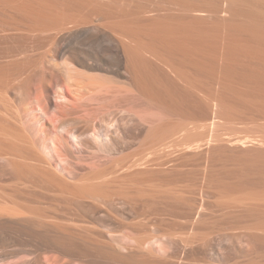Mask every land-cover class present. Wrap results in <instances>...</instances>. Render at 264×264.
<instances>
[{
  "label": "bare ground",
  "instance_id": "obj_1",
  "mask_svg": "<svg viewBox=\"0 0 264 264\" xmlns=\"http://www.w3.org/2000/svg\"><path fill=\"white\" fill-rule=\"evenodd\" d=\"M115 113L147 125L138 147L120 117L102 128ZM0 160V261L15 232L127 262L88 225L55 221L71 202L121 197L186 212L146 243L261 264L225 260L214 241L264 244V0H0ZM196 161L198 186L182 170ZM145 242L139 258L161 264Z\"/></svg>",
  "mask_w": 264,
  "mask_h": 264
},
{
  "label": "rangeland",
  "instance_id": "obj_2",
  "mask_svg": "<svg viewBox=\"0 0 264 264\" xmlns=\"http://www.w3.org/2000/svg\"><path fill=\"white\" fill-rule=\"evenodd\" d=\"M120 115L121 113L114 115L116 118L112 115L111 119L107 117V119H105L104 117L103 119L105 122H103L104 126L102 128H106L110 123H113V119L116 120L120 117L118 127L123 131L122 140L126 142V145H134L135 148L138 147L137 141L146 133L147 125L133 114L124 113L122 117ZM99 123L98 125L101 127L102 123ZM85 140L84 141L89 143L92 147L91 140ZM72 149L75 150V148ZM93 149L94 148H89L87 150L83 149V152L85 154H91ZM127 160L134 161L137 159ZM66 164L76 168L77 159H66ZM109 164L110 160L105 159L103 166L107 167ZM0 166H6V161L0 160ZM201 169H203L201 161H196L186 165L182 170L187 172L189 179L195 182L197 181L196 184L198 186ZM8 170L6 166L5 171H3L4 173L0 172V176L3 174H5L6 177L10 176ZM115 199V203L111 206L104 202L93 203L91 199H86L79 204L71 202L67 208H56L55 221L65 226H72V228L73 226H77L76 228L79 227V229L86 228L88 225L87 229L90 231L88 232L91 236L89 238L90 240L95 236L94 241L97 237L96 241L100 240L102 243L104 242V244L110 246L111 250L116 253L127 254L128 252L130 253V251L133 252L134 256L128 259L127 262L112 261L105 258L97 259L94 253L88 250H85L83 254L82 252H78L77 249V251H74L75 249L73 247L63 249L54 245L45 244L38 238H32L31 236L20 237L17 233L11 232L10 234L13 235L15 238L14 241L17 243V247L14 248H16L15 250L18 252L13 253L15 250L12 247L14 250L12 253L16 255H11L10 258L0 261V264H27L28 262V264H145L138 256L143 253L139 248L143 242L147 241V237L150 234H158L159 236L161 233H164L163 231L165 230L180 228L188 222L186 212L180 210H171L169 208H167V210H161L158 206L140 201L129 203L124 201L121 197H115ZM152 242L153 241L149 242V240L147 243L145 242L146 245L143 251L146 250L152 251L155 254L158 253L157 257L161 261V264H176L181 261V264H209L207 261L210 260V256L214 254L211 251H209L210 253L207 251L210 256L207 252H205L206 255H203L201 252L204 251L200 249L197 251V247H193L195 251L191 247L188 248L182 245V243H178L167 236L157 240L156 243L154 241V244ZM261 242L262 241H256L255 239L252 240L246 236L244 238L227 237L223 240L219 236H216L214 245L219 256L225 260L231 257L233 258L234 255H245V257L248 256L246 260L252 257L251 261L255 260L256 262L264 264V244ZM12 249L10 248L9 251ZM22 249H26V252H22ZM139 250H141V252Z\"/></svg>",
  "mask_w": 264,
  "mask_h": 264
}]
</instances>
